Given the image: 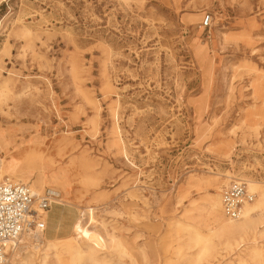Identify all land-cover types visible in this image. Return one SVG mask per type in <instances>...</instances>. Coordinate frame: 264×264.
<instances>
[{"label":"rangeland","instance_id":"374dc122","mask_svg":"<svg viewBox=\"0 0 264 264\" xmlns=\"http://www.w3.org/2000/svg\"><path fill=\"white\" fill-rule=\"evenodd\" d=\"M0 171L74 218L8 264H264V224L230 250L208 213L264 186V0H0Z\"/></svg>","mask_w":264,"mask_h":264},{"label":"built area","instance_id":"2783aa9c","mask_svg":"<svg viewBox=\"0 0 264 264\" xmlns=\"http://www.w3.org/2000/svg\"><path fill=\"white\" fill-rule=\"evenodd\" d=\"M212 24L211 15L203 25ZM252 192L243 179H232L221 192L224 215L230 219L242 216L243 205L254 201ZM58 201L52 189L36 194L31 185L12 178H0V264H7L8 257L23 235L40 239L47 229L45 213ZM42 233V234H41Z\"/></svg>","mask_w":264,"mask_h":264},{"label":"bare ground","instance_id":"6f19581e","mask_svg":"<svg viewBox=\"0 0 264 264\" xmlns=\"http://www.w3.org/2000/svg\"><path fill=\"white\" fill-rule=\"evenodd\" d=\"M0 173H1V171H0ZM3 173H5V172H3ZM248 184H249V188L251 190H257L259 192V198L257 200L258 203L255 206H252L249 202H246L243 205V212H242L240 222H238L239 219H238V221H236V220L229 221L230 218L228 220H227V218H225V215L222 211L223 207L221 204L222 202L220 200L219 193L213 194V197L210 199L209 204H208L209 216L211 218H213L214 223L216 225L215 235L217 237H219V239L224 242L225 247L227 249H230V250H234L236 247L241 246L242 243L249 241V239H251V238H255V233H256L258 226L264 224V217H263V219H261L259 221H255L251 217V213L255 208L264 207V186H261L257 183L250 182V181L248 182ZM32 189L36 194H40V192L38 190L35 191L33 187H32ZM52 191L56 196V200L58 201V198L60 196L59 193L55 189ZM259 231H260V229H259ZM23 236H25V235H23ZM205 237L203 238V236L200 234L199 231H196L195 236H194V239L196 241H203V243H204L203 247L201 248L199 258L200 259H202L204 257L215 258L216 257L215 256L216 255L215 254L216 253V247L213 246L212 244H209L211 242L210 241L211 239L205 238ZM211 237L212 236H210V238ZM55 241L56 240H52V239L48 240V243H49L48 248L49 249H58V246H59L58 242H55ZM257 241H258V239H257ZM70 249H71V259L70 260H71V264H72L74 262V259H75L73 257V255L74 254L79 255L80 252L77 249H76V251H74L73 247H71ZM94 251H95V249H94ZM257 251H258L257 248L252 249V252L258 253ZM49 255L47 253L45 256L47 257ZM56 255H57V258L59 260L61 253L60 254L56 253ZM98 261H100V260H98ZM241 261H242V259H241ZM8 263H9V261H8Z\"/></svg>","mask_w":264,"mask_h":264},{"label":"crops","instance_id":"0c3cea01","mask_svg":"<svg viewBox=\"0 0 264 264\" xmlns=\"http://www.w3.org/2000/svg\"><path fill=\"white\" fill-rule=\"evenodd\" d=\"M67 207L63 206H58L57 208H51L45 213V219L47 221V228L48 225H53L56 228V235L57 239L61 238H67L69 237L73 231L74 228V218L69 217L68 221L65 219L66 218V213H67ZM118 237L124 242V237L125 235H118Z\"/></svg>","mask_w":264,"mask_h":264}]
</instances>
